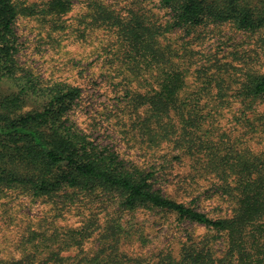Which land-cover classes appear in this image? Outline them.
<instances>
[{
  "label": "trees",
  "instance_id": "trees-1",
  "mask_svg": "<svg viewBox=\"0 0 264 264\" xmlns=\"http://www.w3.org/2000/svg\"><path fill=\"white\" fill-rule=\"evenodd\" d=\"M88 1L84 28L111 31L115 41L108 53L117 52L128 83L137 79L124 95L134 110L143 109L136 138L154 148L150 164L126 158L74 120L80 86L47 80L18 60V17H41L49 32H62L67 24L61 17L73 0H0V193L19 189L51 201L57 216L78 194L96 201L83 207L87 214L78 227L46 223L52 227L23 235L19 258L0 264H142L121 244L133 235L122 215L143 209L173 212L215 233L188 234L175 255L159 251L149 264H264V148L226 146L231 142L216 128L227 109L264 137V111L256 110L264 106V73L237 58L238 64L224 61L216 52L200 61L194 58L199 50L188 42L164 41L167 34L191 35L212 23L257 33L264 45V8L251 0H158L169 17L157 23L140 10L121 13ZM28 101L36 107L23 111ZM162 145L174 154L157 157ZM185 159L189 163L182 166L214 179L213 194L234 202L226 216L211 217L163 192L158 181L165 176L177 175L187 186L194 179L191 172H174ZM88 241L95 246L84 250Z\"/></svg>",
  "mask_w": 264,
  "mask_h": 264
},
{
  "label": "rangeland",
  "instance_id": "rangeland-1",
  "mask_svg": "<svg viewBox=\"0 0 264 264\" xmlns=\"http://www.w3.org/2000/svg\"><path fill=\"white\" fill-rule=\"evenodd\" d=\"M33 1L42 0H27V3ZM251 1L252 6L264 8L263 0ZM98 2L121 13L140 10L157 23H164L169 17L158 0ZM88 3V0H73L72 8L61 17L67 24V29L62 32H49L41 17L19 16L14 24L20 42L18 60L47 80H62L80 86L83 94L75 109L74 120L96 140L118 148L122 155L138 164L148 165L154 148H148L149 145L144 140L140 139V142L136 138L137 122L143 115V109L134 110V102L124 95L128 88L136 85L137 79L133 78L128 83L129 80L122 72L123 67H120L119 55L116 51L108 53L107 47L115 41V35L111 31L104 28L89 31L84 28L81 20L89 10ZM83 30H86L85 35H79L78 32ZM257 37V33L239 31L230 24L211 23L199 27L191 35L182 31L167 34L164 41L170 42L172 39L176 42H188V48L199 50L194 58L200 61L210 58L216 52L224 61L238 64L233 59L237 58L241 62H247L253 70L264 73V45ZM35 107L36 103L28 101L23 111ZM256 110L264 111V106L261 105ZM223 113L216 128L225 132L227 142H231L226 146L239 151L251 149L255 152L264 148V137L259 136L258 128L248 129L246 125L232 119V113L227 109ZM155 150L158 152L157 157L174 154L165 145ZM188 163L185 159V163H180L179 168L176 166L174 171L179 174H195L194 179L187 182L188 186L181 183L177 175L165 176L158 181L163 192L211 217L226 216L234 202L221 193L213 194L214 179L189 166H182ZM58 200L56 202L70 201ZM73 200L71 208L62 210L57 216L51 201L34 198L19 189H8L0 193V259L19 258L23 250V235L52 227L46 223L78 227L87 214L83 207L88 202L96 201L81 194ZM122 220L130 225L133 235L121 244V249L127 255L142 260V264L152 262L159 251L170 250L175 255L188 234L197 238L215 234L188 220L180 221L175 213L160 209L137 210L122 215ZM93 246L95 242L88 241L82 247L85 250Z\"/></svg>",
  "mask_w": 264,
  "mask_h": 264
}]
</instances>
